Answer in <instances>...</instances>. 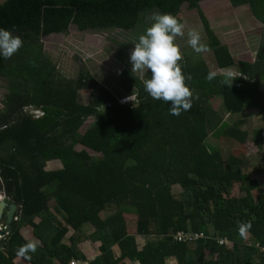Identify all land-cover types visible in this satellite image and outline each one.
Segmentation results:
<instances>
[{"label": "trees", "instance_id": "obj_1", "mask_svg": "<svg viewBox=\"0 0 264 264\" xmlns=\"http://www.w3.org/2000/svg\"><path fill=\"white\" fill-rule=\"evenodd\" d=\"M209 1L9 0L0 6V29L24 41L10 59L0 56V80L7 84L0 108V192L17 207L0 241V264H13L16 256L29 264L87 263L77 249L83 240L100 244L88 264H264V192L252 194L263 183L251 179L244 148L251 138L260 154L264 130L242 129L244 110L259 111L264 124V38L253 63H235L203 14ZM226 1L233 8L248 4L264 26V0ZM187 9L198 13L215 72L235 67L238 76L208 80L215 72L207 63L184 56L178 63L192 77L186 80L192 107L172 116L170 103L144 90L150 71L137 77L125 53L153 23L147 16L170 13L181 21ZM71 27L118 33L119 41L112 40L117 86H103L78 58L76 79L60 76L42 40ZM82 92L90 95L86 105L78 101ZM217 98L223 116L210 107ZM89 119L94 123L81 133ZM209 138L225 147L208 145ZM51 162L60 169L46 171ZM255 171L264 176V156ZM236 185L241 196L233 198ZM126 216L133 217L134 235ZM242 222L252 225L245 237L238 231ZM86 226L93 230L87 236ZM26 227L40 247L19 255ZM137 237L147 240L140 249Z\"/></svg>", "mask_w": 264, "mask_h": 264}, {"label": "rangeland", "instance_id": "obj_2", "mask_svg": "<svg viewBox=\"0 0 264 264\" xmlns=\"http://www.w3.org/2000/svg\"><path fill=\"white\" fill-rule=\"evenodd\" d=\"M201 8L205 18L209 22L213 34L218 38L222 45L227 47L229 53L234 59V62H253L255 60L257 49L264 38V26L252 15L249 5L244 4L240 5V7L233 8L226 0H214L204 4ZM180 18L181 22L185 24V35L183 38L177 37L176 43L180 46L183 57L185 56L193 60H196V58L200 57L207 63L210 71L215 72L216 69L213 64L212 54L210 52L198 54L187 43V33L191 29L200 31L204 38L203 42H207L197 11L194 9L184 10L180 14ZM147 19L150 20L149 22H152V15L147 16ZM117 34L118 33L112 32L79 33L76 28L71 27L67 34L44 38L42 43L45 55L55 65L60 76L70 80L76 79L78 73V64L76 63L75 58H78L81 62L83 61L85 63L86 68H88V70L93 75H96L97 78L100 79V82H105L102 84L103 86L107 85L111 88L112 86H117L118 71H120V69H118L116 66L117 62L115 61L114 57L116 48L112 45V40L119 41ZM131 51L132 49L125 53L128 58H130ZM131 67V62H129V68L131 69ZM235 71V67L226 69L224 70V74L234 75ZM133 73L139 78L144 77H141V75L137 72ZM260 86L262 91H264L263 82H260ZM6 93L7 84L0 80V108L1 101ZM78 101L82 105L88 104L90 101L89 93H80ZM221 105L222 102L218 98L210 102V107L215 112L223 116V114H221ZM30 114L36 116V114ZM243 114L246 117V124L242 128L244 131H246L248 134H251L255 130H264V124L261 122L259 111L244 110ZM223 120L230 122L234 120V118L231 119L227 116H224ZM93 123L94 120L89 119L82 128L81 133L87 130ZM207 144L216 148L225 147V142H216L212 138L207 140ZM244 148L247 155V171L249 174H251V179L259 180L263 183V187L261 189L252 193L256 197L264 192V176L257 174L255 171L258 165L261 163L262 157L264 156V149H262L263 153L261 152L258 154L257 149L252 144L251 138H249L245 143ZM76 150L79 152L83 149L78 147ZM88 154L92 158L100 157L99 155L91 152H88ZM60 167L61 166L58 162H51L47 164L46 171L59 170ZM179 193L180 190L178 188H173V194L175 196H177ZM0 194L3 195L2 192H0ZM231 196L233 198H238L241 196L238 185L233 187ZM49 208L53 211V201H50ZM108 215V213H105V215H102V218L105 216L107 217ZM132 218L133 217L131 216H126L125 220L127 222L128 231L130 234L134 235L135 225ZM59 221L61 222V220ZM70 231L73 233V231L69 229V232ZM85 232L87 231H83L84 235ZM210 234L212 235L211 230ZM64 242H66L68 245L67 237L63 240V244ZM146 242L147 240L137 237V245L139 249ZM77 248L83 250L81 247ZM113 252L116 254V250H113ZM82 254L84 255L85 259H94L92 258L90 252H87L86 255L83 252ZM88 262L82 264H88Z\"/></svg>", "mask_w": 264, "mask_h": 264}, {"label": "clouds", "instance_id": "obj_3", "mask_svg": "<svg viewBox=\"0 0 264 264\" xmlns=\"http://www.w3.org/2000/svg\"><path fill=\"white\" fill-rule=\"evenodd\" d=\"M152 20L151 26L147 27L143 34L139 35L137 42L133 45L130 54L131 71L137 72L141 77L150 71L151 78L143 80L144 90L154 100L170 103V115L180 116L182 112L191 109L193 100V92L186 84V80L190 81L192 77L190 75L186 76L178 63L183 59V55L180 46L176 43V39L177 37H184L185 24L170 13H153ZM187 35V43L196 53L210 51L209 45L203 42L204 38L200 31L191 29ZM23 44V39L19 35H14L13 31L0 29V56L4 59H10L23 47ZM214 75L224 77L238 76L236 71L234 75H226L224 74V69H222L217 70L215 74L209 73L207 79L212 80ZM38 117L39 115H36L34 119ZM0 198L5 200L1 196ZM3 200L0 199V201ZM14 221H16L15 215L12 222ZM86 227L88 228V226ZM251 227V223L242 222L239 225V235L241 237L247 236ZM5 228V226L2 227L3 232L7 229ZM6 235L7 233H5L2 240ZM85 235H87V232H85ZM219 242H223L221 245H225V241L219 240L217 244ZM221 245L219 244V246ZM36 248L37 243L30 242L22 245L18 254L24 255L29 251L35 252ZM113 250L116 249L114 248Z\"/></svg>", "mask_w": 264, "mask_h": 264}, {"label": "crops", "instance_id": "obj_4", "mask_svg": "<svg viewBox=\"0 0 264 264\" xmlns=\"http://www.w3.org/2000/svg\"><path fill=\"white\" fill-rule=\"evenodd\" d=\"M250 63V62H249ZM2 194H3V192H2ZM0 196L1 197H3V198H5V196H4V194L3 195H1L0 194ZM1 200H3L2 198H0ZM3 201H5V202H8V203H12V202H10V201H8V200H6V198H5V200H3ZM13 204V203H12ZM53 208H54V203H53ZM39 221L38 220H35V223H38ZM84 230H86L87 231V235L88 234H91L92 233V229L90 228V227H84V229L82 230V231H84ZM71 231L68 233V235H67V241H68V239H69V237L71 236ZM20 235H21V237H22V239L24 240V242L25 243H30V242H35V243H37V247H40V243L38 242V240L32 235V229L31 228H29V227H26V228H23V229H21L20 230ZM86 235V236H87ZM85 236V237H86ZM66 244V246H68L69 245V243H68V245H67V243L66 242H64V245ZM99 246H100V244L99 243H91V242H89V241H85V240H83L81 243H79L78 245H77V247H81V248H83V250H81V249H79V248H77L80 252L82 251L83 253H85V255H86V253L88 252H90L91 253V256H92V258H96V257H98L99 256V253H98V248H99ZM86 251V252H85ZM81 252V253H82ZM93 259V260H94ZM86 260H87V262L89 261V262H91L92 260H90V259H88V258H86ZM88 262V263H89ZM174 263V262H173ZM13 264H29V263H27L26 261H24V260H22L20 257H18V256H16L14 259H13Z\"/></svg>", "mask_w": 264, "mask_h": 264}, {"label": "water", "instance_id": "obj_5", "mask_svg": "<svg viewBox=\"0 0 264 264\" xmlns=\"http://www.w3.org/2000/svg\"><path fill=\"white\" fill-rule=\"evenodd\" d=\"M9 0H0V6L5 5ZM17 207L5 201H0V223L6 221V225H10L13 221Z\"/></svg>", "mask_w": 264, "mask_h": 264}, {"label": "flooded vegetation", "instance_id": "obj_6", "mask_svg": "<svg viewBox=\"0 0 264 264\" xmlns=\"http://www.w3.org/2000/svg\"><path fill=\"white\" fill-rule=\"evenodd\" d=\"M5 223H6V221L3 222V223H0V241L2 240L3 236L5 235V233H7V231H8V225H6ZM3 226H5L7 228V229L5 228L6 230L4 232L2 230Z\"/></svg>", "mask_w": 264, "mask_h": 264}, {"label": "built area", "instance_id": "obj_7", "mask_svg": "<svg viewBox=\"0 0 264 264\" xmlns=\"http://www.w3.org/2000/svg\"><path fill=\"white\" fill-rule=\"evenodd\" d=\"M41 115H39V117H40ZM221 243H223V242H219V244L221 245ZM69 264H82L81 262H79V261H77V260H72V261H70V263Z\"/></svg>", "mask_w": 264, "mask_h": 264}]
</instances>
